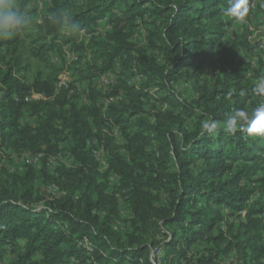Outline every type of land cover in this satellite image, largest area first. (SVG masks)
<instances>
[{
	"label": "trees",
	"instance_id": "1",
	"mask_svg": "<svg viewBox=\"0 0 264 264\" xmlns=\"http://www.w3.org/2000/svg\"><path fill=\"white\" fill-rule=\"evenodd\" d=\"M32 1L17 0L22 12ZM227 7L228 0H49L40 23L28 12L18 34L0 38V151L13 167L0 163V262L154 264L156 245L160 264H220L234 251L237 263L227 264H264V138L224 130L236 109L250 113L264 102L253 91L264 77V47L250 44L245 25L228 34L235 19ZM138 24L146 30L142 45L132 39ZM98 25L109 27L77 43L82 30L92 34ZM32 26L31 57L50 62L53 51L71 45L81 58L89 48L92 61L83 56V67L71 68L89 81L85 102L70 92L73 85L54 94L55 73L31 82L17 75L26 63L16 55L20 32ZM218 57L224 63L216 77L201 82V68ZM116 61L123 77L121 71L114 84L93 86ZM178 80L190 83L189 97L176 92ZM30 91L53 99L25 103ZM108 98L120 99L105 106ZM209 117L218 126L201 136ZM115 126L123 151L104 132ZM100 144L106 169L92 151ZM60 145L76 166H60L56 176L45 165L18 170L10 158L41 148L53 154ZM113 175L118 184H110ZM52 183L65 195H51ZM118 195L133 214L126 233L114 228ZM80 237L89 239L90 252L77 247Z\"/></svg>",
	"mask_w": 264,
	"mask_h": 264
},
{
	"label": "rangeland",
	"instance_id": "2",
	"mask_svg": "<svg viewBox=\"0 0 264 264\" xmlns=\"http://www.w3.org/2000/svg\"><path fill=\"white\" fill-rule=\"evenodd\" d=\"M16 4H17L18 8L21 10V7L19 6L17 0H16ZM43 10H44L43 15H42V12L37 13L36 11H34L33 13L30 14V17L32 19H34L33 20L34 22L36 21V23H39V21L41 20V17L46 15L45 14L46 13L45 8ZM23 13H25V15H26L27 12H25V10H24ZM263 20H264V0H257L256 6L253 9H250L248 11L247 15L245 16V18L243 20H240V21L235 20L234 26L230 27L228 32L231 31L230 32V34H231L233 31H235L236 27L239 28V27H243L245 25L248 27L249 32L251 31L249 34V37H248V41L250 42V44L252 46H254L256 48V50L262 49L264 47V23L262 22ZM137 22H139V20H137ZM97 23L101 24L102 22H101V20H98ZM108 27L104 28L103 26L98 25L95 32H93L92 34L88 33L91 35L90 37H88L86 39H85V37H83V39L78 40L77 43L78 44L82 43L85 45L86 40L89 41L92 36H95L98 33H103ZM140 28H142L144 30V32L142 34L138 35L137 40H134V37L136 35L132 36L133 41H136L138 44L143 43L145 41L144 33L146 32V30H145L144 26H142ZM33 33H35V26H32V28L29 30H23L20 32L21 43H20V46L18 48L16 55L22 54V57L26 58V63H25V65H23L19 68L17 75L22 80L27 81V82H31L34 79V77L39 73H42L43 75L55 73V75L57 76L58 79L67 75L69 77V80H70L68 87L70 85L74 86V88L73 87L71 88L70 92H73L76 90L79 94L78 101L79 102H85L84 100L87 99L88 93H89V81H86V80L80 78V76L78 74H73V71L71 68L75 64L79 67H83L81 63L85 60V58H84L85 56H86L87 60L92 61L93 56H92V53L90 52L89 48H84L83 54L80 58V54H78V51L76 49H74L73 47H71V49L74 50V52L77 56V60L71 62L70 64H67L66 60L63 57V46L64 45H61L60 51H58V50L53 51L50 54V62H45L43 60H40L36 57H31L29 55L30 48L33 46L32 36H31V34H33ZM86 34H87V32H86ZM228 55H229V53H227L225 55V57H227ZM156 57H158V56H156ZM223 63H224V57H218V58H215L214 60L209 61L208 64H206L199 71L201 73L200 81L202 82V81L206 80L207 82L211 83L213 81L214 77H216V75L218 74L220 67L223 66ZM121 71H122L121 77H123V69L119 65V73L117 75H119ZM97 81H98L97 79L92 81V85L97 87V88H102L101 83H99ZM115 82H116V80H115ZM133 83H138V81L135 80V78H134ZM174 85H175L174 87H175L176 92L181 93L182 97H189L190 94H189L188 90L191 89V88H189L190 83L188 84L184 80H178L177 83H174ZM191 90H193V89H191ZM119 99L120 98H114V100L112 102H115ZM165 108H166V106L162 107V109H165ZM28 115H31L30 112H28V111L25 112V116H28ZM116 128L119 129V127H117V126H116ZM105 129L108 130L107 128H105ZM119 131H120V129H119ZM113 142H114V145L120 151L124 150L122 138L121 139H115L114 138ZM41 151H44L43 148H41ZM7 159H8V155L6 153H3L2 151H0V163L4 164L5 166L8 165ZM118 199H119L118 205H119V209H120V219H118L116 222H117V225L119 226V229H120L119 231L126 233V232L130 231V229H131L130 220H131L133 214H132L131 209L129 207V203L124 202V199L119 195H118ZM233 222H234V224H236L238 222V220H234ZM221 229L226 233L227 227L225 225H223ZM151 240L152 239L148 236L147 241L150 242ZM157 249L161 250L156 245L151 246V248H150L151 259H152L153 255L157 252ZM199 251H201V248ZM238 259L239 258L236 255V252L234 251L230 255V258H228L226 260L221 259L220 264L221 263L227 264L229 262L237 263ZM243 264H250V263L244 262Z\"/></svg>",
	"mask_w": 264,
	"mask_h": 264
},
{
	"label": "built area",
	"instance_id": "3",
	"mask_svg": "<svg viewBox=\"0 0 264 264\" xmlns=\"http://www.w3.org/2000/svg\"><path fill=\"white\" fill-rule=\"evenodd\" d=\"M257 0H251V7L254 8L256 6ZM49 4V0H33L31 3H29L25 7V12L26 15H29L28 12H33L36 11L37 13H41L42 15L44 13V8L45 6ZM46 16V15H44ZM41 21V20H40ZM39 21V23H40ZM140 24H138L136 31L134 33V40H137L138 35L142 34L144 30ZM231 32V31H230ZM230 32L228 34L230 35ZM90 34H86L84 30L81 31L79 40H82L83 37L88 38L90 37ZM226 40V38H225ZM87 43V40L85 41V44ZM140 45L144 44L139 43ZM63 57L66 60L67 64H70L71 62L77 60V56L74 52V50L71 49L70 45H64L63 46ZM119 73V61H116L115 67L113 70L101 75L100 77L97 78V82L101 83L102 88H106L111 84H114L117 74ZM135 80L139 81L140 77L139 75L135 76ZM70 83L69 77L67 75L61 77L60 79H57V82L55 83V89H54V94H56L59 89L61 88H68V84ZM49 99H53V97H48L45 93L42 92H36V91H30L27 95L24 96V102L25 103H30L34 101H47ZM114 98H108L103 101L104 105H108L112 103ZM85 101V100H84ZM26 122L33 123L34 117L32 115H28L24 117ZM104 132L109 134V136L114 137L115 139H121L120 136V131L118 128L112 127L111 130H106L104 129ZM93 155L95 159L97 160L100 169H106L107 167V154L104 149V146L102 144L98 145V147L94 148L93 150ZM10 158L12 159L14 163V168H17L18 170H21L23 165H30L36 170H41L43 168V165L46 166L48 171L53 174L57 175V168L60 166H63L66 169H71L76 166L75 159L73 158L72 154L65 148H63L61 145L58 147L57 151L53 154L51 153H46L45 151H24L20 154H10ZM10 170L13 169V167L6 165ZM110 184L115 185L118 184V177L116 175H113L110 178ZM47 191L53 195L55 193H59L62 195H65V190L60 189V187L52 183L48 186ZM41 203H39L38 207H41ZM242 216H244V212L241 213ZM114 228L116 230H120L119 226L117 225V222L114 223ZM77 247L82 248L86 251H91L92 246L87 237H80L76 240ZM161 250L157 249V252L153 255L152 261L154 264H160L161 263ZM0 264H5L4 262H0Z\"/></svg>",
	"mask_w": 264,
	"mask_h": 264
},
{
	"label": "clouds",
	"instance_id": "4",
	"mask_svg": "<svg viewBox=\"0 0 264 264\" xmlns=\"http://www.w3.org/2000/svg\"><path fill=\"white\" fill-rule=\"evenodd\" d=\"M248 11V0H228L225 15L240 21ZM27 23L28 17L18 8L16 0H0V38L15 36ZM253 91L264 97V77L257 80ZM217 126V122L209 117L202 123L200 135L212 133ZM224 130L230 135L239 131L248 138H264V102L259 103L250 113L244 109H236L228 116Z\"/></svg>",
	"mask_w": 264,
	"mask_h": 264
}]
</instances>
